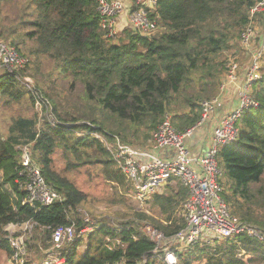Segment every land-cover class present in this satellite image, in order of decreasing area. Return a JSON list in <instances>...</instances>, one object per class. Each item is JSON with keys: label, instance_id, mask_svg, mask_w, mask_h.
<instances>
[{"label": "trees", "instance_id": "1", "mask_svg": "<svg viewBox=\"0 0 264 264\" xmlns=\"http://www.w3.org/2000/svg\"><path fill=\"white\" fill-rule=\"evenodd\" d=\"M262 1L156 0L147 12L146 33L125 24L118 38H108L97 0H17L19 9L16 0H0V38L26 59L16 73L0 69V119L5 122L0 125V250L8 258L14 251L6 226L30 221L35 227L26 249L32 257L25 264H39L53 229L87 225L83 213L93 214L83 207L87 195L71 178L83 167H94L103 176L113 203L125 205L128 196L135 200L131 181L103 145L76 132L96 131L145 146L167 115L180 133L194 128L201 119L200 103L219 91L228 52H243L242 32L254 22L264 31V9L251 14ZM6 3L14 7L10 17ZM13 15L18 21L5 23ZM44 59L52 61L45 72ZM260 63L259 78L251 85L257 106L243 111L238 137L218 148L216 160L219 195L230 215L264 233V52ZM27 76L44 102L41 114L36 96L18 80ZM58 79L66 84L61 91ZM179 99L181 109L171 115L170 106ZM27 145L60 200L38 207L26 202L19 186V148ZM56 151L62 169L55 165ZM176 181L175 187L169 183L144 201L148 211L131 209L115 223L93 219L92 229L63 252L62 264H165L155 259L142 263L154 248L143 231L149 224L171 236L184 227L187 188ZM83 239L86 248L80 253ZM175 256L176 264H264V241L243 233L200 238L175 250Z\"/></svg>", "mask_w": 264, "mask_h": 264}, {"label": "built area", "instance_id": "2", "mask_svg": "<svg viewBox=\"0 0 264 264\" xmlns=\"http://www.w3.org/2000/svg\"><path fill=\"white\" fill-rule=\"evenodd\" d=\"M97 1L100 26L105 30V36L108 38L116 37L118 30L115 29L116 18L122 9L128 13L130 27L134 30L144 34L150 27L147 12L154 8L156 0ZM262 9H264V1L257 3L251 9V14ZM126 24L128 25V21ZM251 34L254 35L252 27H248L241 34L240 43L244 49L250 47V40L253 38ZM263 52L264 33L261 34L259 46L252 53L251 62L237 90V104L224 113L213 127L211 144L203 153L193 154L188 148L189 139L195 128L207 121L221 106L223 94L235 83L234 65L227 66L218 94L200 103L201 119L194 128L180 133L174 128L170 116L167 115L153 132L149 148L136 147L122 142L116 136H108L96 131L76 132L79 137L92 136L103 145L117 168L131 181L134 190L132 196L136 201L144 202L153 194H161L172 180H178L187 188V196L182 204L184 227L175 234L166 236L157 228L146 224L143 232L152 240L154 248L151 250L152 255L143 257L142 263L148 259H155L165 264H176L175 250L186 248L200 238L222 239L243 233L264 241V233L261 230L230 215L227 204L219 195L218 180L221 172L216 160L218 148L238 137V122L243 111L257 106L256 100L251 95V85L259 78L260 58ZM25 64L26 59L14 47L0 41L1 68L16 73ZM18 80L36 96L35 108L41 114L44 102L36 92L33 81L31 82L28 76ZM50 122H54L52 117ZM19 152L20 174L23 177L19 186L26 192V202L35 207L46 206L60 200V195L45 183L40 167L32 159L28 145L20 147ZM83 215L87 224L83 228L77 230L74 224H70L56 227L51 231L49 246L42 249L39 264L64 262L63 252L73 242L81 240L93 227L94 220L86 213ZM9 226H14L17 230L20 228V231H9L7 229ZM34 227L35 224L30 221L20 226L9 224L5 227L8 242L14 250L9 264H25L26 259L31 256L26 248L28 244L32 245L30 240Z\"/></svg>", "mask_w": 264, "mask_h": 264}, {"label": "rangeland", "instance_id": "3", "mask_svg": "<svg viewBox=\"0 0 264 264\" xmlns=\"http://www.w3.org/2000/svg\"><path fill=\"white\" fill-rule=\"evenodd\" d=\"M19 4L20 3H18L16 0V6H15L16 9H19V6H18ZM12 6H13L12 3L11 4L10 3L4 4V12L6 11V14H8L9 17L11 15V12H13V13L15 12L12 9L14 7H12ZM124 13H126L125 20L128 21V25L130 26L129 15L127 12H125L122 9L120 11V13H118V16L116 18L115 29H118V30H116L117 31L116 36L119 33V29H123V27H121L120 24H118V23L121 22L120 17H122V15ZM13 21L14 22L18 21V18H16V15H13L10 19L7 18L5 20V23L9 24L10 22H13ZM253 29H254V35L252 36V34H251V36L253 38H251V40H250V47L248 49H244L243 52L241 51L240 53H235L234 51L228 52L229 54L227 55V59L230 62V63L228 62V66L234 65L236 67L235 68L236 80L238 77H242L241 80L243 79V75L245 74V71L251 62L252 53H254L257 50V48L259 46L261 34L264 32V31H262L260 33L258 26L255 24V22H254ZM116 38H118V37H116ZM0 41L4 42V44H9V42H7L4 39V37H1ZM240 45H241V48L244 47L241 43H240ZM225 53H224V56H225ZM260 66H261V63H260ZM51 68H52V61L49 59H44L43 63H42V71L45 72ZM0 69H3V68L0 67ZM0 72H2V71L0 70ZM224 78H225V75L222 77V80ZM29 80L32 82L33 79H31L29 77ZM222 80H221V82H222ZM235 83H236V81H235ZM65 85H66L65 81L62 82V80L58 79V85H57L56 89L61 91L64 89ZM180 100L181 99L176 100L173 104H171V106H170V108H171L170 114L171 115H172L173 111L181 109V104L179 103ZM11 111L16 112L15 108H13ZM4 113L7 114V110ZM1 117H2V115H1ZM0 125L3 127L5 125V122L1 119H0ZM150 141H151V139L148 141L149 142L148 144H150ZM210 144H211V142H210ZM210 144H209V146H210ZM131 145H133V144H131ZM133 146L149 148L151 146V144L145 145V146L134 144ZM53 158H54V162H55L56 167L58 169H62L64 167V163H63L62 158H61V153L59 151H56V153L53 155ZM71 178H73L75 180L78 187L81 190H83L87 195V200L84 203L83 207H84V210L89 208L91 210V213H93L92 215H88V217L90 219H95L98 221L110 220L112 223H115L116 222L115 218L119 217L121 219V217L124 213L132 212L131 209L132 210L133 209L139 210V211H148V206H147V204H144L145 202H139L136 200H132V198L129 196H128V200L126 201L125 205H122L120 203H113L112 200H114V199H113V191H112L111 187H109V184L106 183L103 176L101 174H99V172L97 170H95L94 167H83L79 171L72 173ZM176 182H177L176 180H172L169 183H172L175 187ZM129 217L130 216H124L122 219H128ZM7 229L9 231H16L17 230V228L15 229L14 226H9V227H7ZM17 231H20V228H18ZM85 248H86V240L83 239V243L79 247L78 251L80 253H82L85 250ZM31 257H32V255L29 256L28 258L30 259ZM9 261H10V258H8V256L5 254V252L0 250V264H9Z\"/></svg>", "mask_w": 264, "mask_h": 264}, {"label": "crops", "instance_id": "4", "mask_svg": "<svg viewBox=\"0 0 264 264\" xmlns=\"http://www.w3.org/2000/svg\"><path fill=\"white\" fill-rule=\"evenodd\" d=\"M125 16L126 13L120 17L121 22L118 24H120L121 27L125 26L127 22ZM241 78L242 77H238L236 83L223 94L221 106L210 115L207 121L195 128L188 142V148L193 154H200L205 151L210 144L213 127L224 113L228 112L237 104V90L241 85Z\"/></svg>", "mask_w": 264, "mask_h": 264}]
</instances>
